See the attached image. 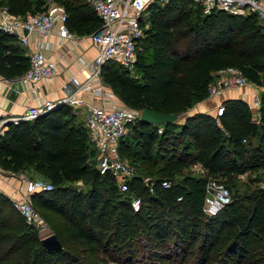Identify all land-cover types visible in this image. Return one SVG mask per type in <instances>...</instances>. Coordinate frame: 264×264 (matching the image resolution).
Returning <instances> with one entry per match:
<instances>
[{"label": "trees", "instance_id": "1", "mask_svg": "<svg viewBox=\"0 0 264 264\" xmlns=\"http://www.w3.org/2000/svg\"><path fill=\"white\" fill-rule=\"evenodd\" d=\"M50 1L0 5L24 14L46 9ZM53 1L64 5L75 33L99 28L101 18L85 0ZM145 13L133 70L115 59L100 66L120 101L179 116L208 96L218 70L236 65L262 86L256 133L252 108L241 97L223 99L218 120L205 111L186 114L179 123L138 118L119 141L121 155L136 169L122 191L90 157L95 149L73 106L59 103L33 119L8 121L0 133V167L33 169L52 182L31 199L62 248L46 247L36 226L0 190V264H264V186L232 191L215 214L202 210L209 176L229 189L241 173L261 170L264 179V24L255 11H206L197 0H152ZM28 66L17 36L0 30V74L12 77ZM193 163L201 173L186 170ZM148 174L152 190L143 181ZM78 180L88 187L74 185ZM134 195L141 197L139 209L131 204Z\"/></svg>", "mask_w": 264, "mask_h": 264}, {"label": "built area", "instance_id": "2", "mask_svg": "<svg viewBox=\"0 0 264 264\" xmlns=\"http://www.w3.org/2000/svg\"><path fill=\"white\" fill-rule=\"evenodd\" d=\"M101 18L98 29L86 34L94 43L99 45L92 58L93 66L81 67L82 77L72 74L64 84L66 93L53 99L43 97L40 103L29 104L20 114L0 115V133L7 126L8 121L17 122L19 119H33L38 114L45 112L59 103L73 106L76 111L82 109L83 120L88 128L89 142L94 145L96 166L100 172H110L116 179L120 190L128 189V180L136 174L135 166L126 157L121 155L119 141L140 116V110L131 108L120 101L113 90L102 80L100 66L108 59H115L126 68L133 70L136 57L138 39L144 35L142 19L146 13L145 8L152 0H85ZM166 1V0H161ZM201 2L206 11L222 8L234 13L255 11L264 24V0H197ZM36 31L41 38L52 31L63 37L73 36L74 32L68 27L67 12L64 5L50 1L46 9L36 12L28 11L17 14L0 5V30L15 34L22 44L29 42L28 34L24 31ZM29 66L23 72L7 77L0 74V84L10 85L13 80L23 84L33 98L39 94L43 79L53 77L57 72V62L45 54L39 43L29 52ZM253 86L236 65H228L216 72L213 81L208 85V95L219 93L224 88H241ZM89 94L87 97L85 94ZM260 94L251 91L248 105L252 108V118L258 117ZM224 111V104L219 101L215 106L214 116ZM159 131L162 127L159 126ZM3 168L0 167V171ZM17 175L19 184L11 194H8L12 204L25 216V218L40 226L48 227L45 217L32 203V193L38 190H49L52 182L45 177L28 176L22 171H11ZM143 181L153 189L154 180L144 176ZM164 186L170 184L169 179H162ZM206 193L202 210L212 215L217 213L231 198L227 184L216 176H209L205 184ZM141 197L134 195L131 204L134 209L141 206Z\"/></svg>", "mask_w": 264, "mask_h": 264}, {"label": "crops", "instance_id": "3", "mask_svg": "<svg viewBox=\"0 0 264 264\" xmlns=\"http://www.w3.org/2000/svg\"><path fill=\"white\" fill-rule=\"evenodd\" d=\"M26 33L28 34L29 42L22 44L19 41L26 53L28 54L39 43L45 54L56 60L57 72L53 77L42 80L38 91L39 95L36 98H33L28 91L24 90L23 84L18 80L11 81L10 85L1 83L0 115L20 114L27 105L40 103L43 97L57 99L63 96L66 93L64 84L70 79L71 75L78 74L82 77L80 72L81 67L87 65L91 68L93 66L92 58L99 47L86 34H77L74 32L73 36L63 37L54 30L46 37L41 38L40 34L36 31H26ZM261 89L262 86L256 84L241 88L226 87L219 93L208 95L206 98L196 102L194 107L184 113L180 121H183L186 114L195 111H205L214 115L215 106L219 101L228 97H241L248 101L251 98V91L256 90L260 94ZM85 95L89 97V94L86 93ZM77 112L81 114L82 109ZM2 171H5V169ZM8 176L11 180L15 179L13 191L15 186L19 184V179L17 175L10 173ZM12 191L9 190L6 193L11 194Z\"/></svg>", "mask_w": 264, "mask_h": 264}, {"label": "rangeland", "instance_id": "4", "mask_svg": "<svg viewBox=\"0 0 264 264\" xmlns=\"http://www.w3.org/2000/svg\"><path fill=\"white\" fill-rule=\"evenodd\" d=\"M192 107H194V104L191 107H189L188 110H190ZM183 115H184V113L180 114L179 117L177 118L176 122H178V123L181 122L180 120L183 117ZM79 116L81 118H83V114H79ZM90 147L93 148L94 145L92 143H90ZM178 150H179V148L177 149V151ZM95 156H96L95 153L90 155L91 158H95ZM156 156L158 158L160 157L159 155H156ZM160 162H162V161H160ZM186 170H188L190 172H193L195 174H199V173H201L202 168H201V166L198 163H193L188 168H186ZM22 172H24L28 176H32V177H45L43 174H41V173H39V172H37V171H35L33 169H28V170L22 171ZM9 173L10 172L6 171V170L5 171H0V190L5 192V193H6V191H9V190L12 191V189L14 187L15 179L11 180L9 178V176H8ZM178 176H180V175H178ZM235 184H236L235 186H231L230 187V189H231L230 192L231 193L234 190H237L239 193H246V192H249L252 188H254L256 186H264V179L262 177V172H261V170H253V171H250V172L241 173V174H239L236 177ZM74 185H77L78 187H81L84 190L88 187V184L83 183L82 180H78V181L74 182ZM36 228H37L38 233L41 236H45L46 234H49V233L53 232V228L54 227L52 226L51 222L49 221L48 227L40 226L38 228L36 226ZM65 243H66L67 246H69L71 248L75 247L74 243H72L71 241L66 240Z\"/></svg>", "mask_w": 264, "mask_h": 264}, {"label": "water", "instance_id": "5", "mask_svg": "<svg viewBox=\"0 0 264 264\" xmlns=\"http://www.w3.org/2000/svg\"><path fill=\"white\" fill-rule=\"evenodd\" d=\"M27 31L26 29L24 30ZM140 119L148 121V122H154V123H166L171 120H175L177 118V114L174 112H161L154 109H151L149 107H143L140 110ZM252 134L256 133L258 121L256 119L252 120ZM41 242L48 248H55L60 249L62 248V242L57 237L55 232H51L49 234H46L45 236L41 237Z\"/></svg>", "mask_w": 264, "mask_h": 264}]
</instances>
